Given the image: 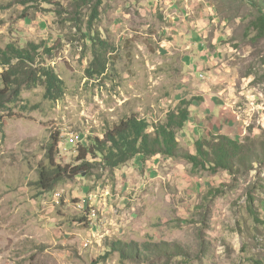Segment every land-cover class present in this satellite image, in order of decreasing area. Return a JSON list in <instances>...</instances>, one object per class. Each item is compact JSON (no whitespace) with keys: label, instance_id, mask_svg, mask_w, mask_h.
Masks as SVG:
<instances>
[{"label":"rangeland","instance_id":"1","mask_svg":"<svg viewBox=\"0 0 264 264\" xmlns=\"http://www.w3.org/2000/svg\"><path fill=\"white\" fill-rule=\"evenodd\" d=\"M21 1L0 0V48L36 45L39 66L54 69L64 95L52 103L43 87L24 91L0 121V264H264V227L247 210L250 194L264 219V37L252 27L250 5ZM96 38L114 52L106 76L89 80L84 71ZM181 101L191 104L176 136L180 147L193 153L197 140L223 135L261 163L230 175L136 157L47 193L36 188L53 134L61 139L58 160L73 163L88 137L101 138L132 115L162 123ZM209 189L223 193L208 198ZM118 243L140 254L164 243L188 256L125 259Z\"/></svg>","mask_w":264,"mask_h":264},{"label":"trees","instance_id":"2","mask_svg":"<svg viewBox=\"0 0 264 264\" xmlns=\"http://www.w3.org/2000/svg\"><path fill=\"white\" fill-rule=\"evenodd\" d=\"M245 1L256 12V17L251 22L252 27L259 36L264 37V0ZM76 2L83 4L91 3L92 0H76ZM98 3L99 1L91 11L93 19L99 14L96 7ZM93 47V59L84 72L89 80H99L106 76L110 65L108 54L114 51L100 38H96ZM48 52L49 50L46 49L45 53ZM39 56L38 47L33 44L24 48L8 44L0 48V69H2L0 73V121L3 119V114L11 111V107L22 101L24 91L43 87L44 98L49 102L54 103L62 99L63 81L59 79L52 67L45 64L39 66ZM190 104L189 101H181L173 111L166 115L162 123L151 124L137 115L120 120L116 125L106 128L101 138L88 137L86 145L80 144L73 163L58 160L61 139L59 133L53 134L44 149V163L38 165L36 188L42 193H47L58 185L77 177L94 176L93 172L97 166L114 171L136 157L141 162H146L155 156L179 159L189 163L194 171L209 170L213 174L226 171L230 175H241L252 170L253 163H261V159H258L251 149L223 135L212 139L197 140L193 153L180 147L176 136L188 122ZM222 193V189H209L206 196L216 197ZM247 197L249 215L254 223L264 227V219L254 208V198L250 194ZM115 248L122 258H139L140 261H146L151 256H188L181 248L174 249L164 243L146 248L149 252L147 254H140L132 245L123 243H118ZM253 263L259 264L258 261H253Z\"/></svg>","mask_w":264,"mask_h":264},{"label":"built area","instance_id":"3","mask_svg":"<svg viewBox=\"0 0 264 264\" xmlns=\"http://www.w3.org/2000/svg\"><path fill=\"white\" fill-rule=\"evenodd\" d=\"M87 198H90V201H93V197L89 195Z\"/></svg>","mask_w":264,"mask_h":264}]
</instances>
